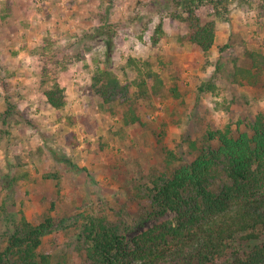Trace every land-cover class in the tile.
Segmentation results:
<instances>
[{
	"label": "rangeland",
	"instance_id": "obj_1",
	"mask_svg": "<svg viewBox=\"0 0 264 264\" xmlns=\"http://www.w3.org/2000/svg\"><path fill=\"white\" fill-rule=\"evenodd\" d=\"M216 1L196 2L202 22L217 21L215 44L204 53L179 39L189 26L177 15L189 0H50L41 7L0 0V264L19 260L4 253L23 219L38 225L52 218L42 246L54 264H88L84 232L94 223L116 228L131 244L148 228L176 222L175 212L151 205L154 174L190 164L208 144V130L230 126L237 136L264 112V77L251 85L233 75L248 63L245 49L264 51V0H223L222 17ZM159 23L164 33L154 44ZM105 69L133 92L146 79L149 93L136 101L141 123L125 127V109L104 103L95 77ZM152 72L163 81L157 92ZM46 73L65 91L61 109L47 103ZM166 148L176 153L170 164ZM224 179L218 170L213 187Z\"/></svg>",
	"mask_w": 264,
	"mask_h": 264
},
{
	"label": "trees",
	"instance_id": "obj_2",
	"mask_svg": "<svg viewBox=\"0 0 264 264\" xmlns=\"http://www.w3.org/2000/svg\"><path fill=\"white\" fill-rule=\"evenodd\" d=\"M196 2L189 0L177 15L189 26L188 33L179 39L208 53L216 41L217 21L202 22ZM218 4L226 6L223 0L216 1V16L222 17ZM163 33V24L159 23L151 38L154 44ZM112 45L109 41V51ZM243 54L248 63L236 66L235 80L259 85L264 77V51L247 48ZM150 76L157 92L163 81L157 72ZM95 78L101 82L98 93L109 109L113 111L116 105L125 109V127L141 123L136 101L149 93L146 79H137L139 89L133 92L129 82L122 83L109 70ZM43 83L49 85L45 89L47 103L55 109L63 108L67 99L57 78L46 73ZM206 88L213 85L208 83ZM249 127L237 136L230 126L210 129L206 134L208 144L190 164L154 174L152 187L147 190L151 205L159 214L175 212L176 222L164 221L142 231L131 239L132 245L112 226L94 223L86 229L88 264H264V112L258 113ZM213 141L218 147L211 145ZM166 158L170 164L176 153L166 148ZM220 169L225 179L214 188ZM20 223L10 236L11 243L4 253L6 261L16 253L20 262L11 264H54L52 254L42 246L52 218L38 225L24 219ZM3 260L2 254L0 262Z\"/></svg>",
	"mask_w": 264,
	"mask_h": 264
},
{
	"label": "built area",
	"instance_id": "obj_3",
	"mask_svg": "<svg viewBox=\"0 0 264 264\" xmlns=\"http://www.w3.org/2000/svg\"><path fill=\"white\" fill-rule=\"evenodd\" d=\"M50 0H34V5L36 7H41L43 4H45L46 2H48ZM65 0H60V2H63Z\"/></svg>",
	"mask_w": 264,
	"mask_h": 264
}]
</instances>
